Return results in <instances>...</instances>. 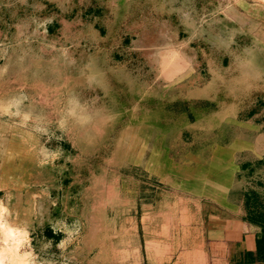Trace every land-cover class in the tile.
Listing matches in <instances>:
<instances>
[{
  "label": "rangeland",
  "instance_id": "rangeland-1",
  "mask_svg": "<svg viewBox=\"0 0 264 264\" xmlns=\"http://www.w3.org/2000/svg\"><path fill=\"white\" fill-rule=\"evenodd\" d=\"M259 99L264 0H0V207L19 253L122 264L166 146L232 139L264 159ZM240 178L264 192V163Z\"/></svg>",
  "mask_w": 264,
  "mask_h": 264
},
{
  "label": "crops",
  "instance_id": "crops-1",
  "mask_svg": "<svg viewBox=\"0 0 264 264\" xmlns=\"http://www.w3.org/2000/svg\"><path fill=\"white\" fill-rule=\"evenodd\" d=\"M236 141L166 146L150 173L156 195L137 204L142 235L122 246V264H264V223L253 219L252 188L240 180L263 157L239 160L250 148Z\"/></svg>",
  "mask_w": 264,
  "mask_h": 264
},
{
  "label": "bare ground",
  "instance_id": "bare-ground-1",
  "mask_svg": "<svg viewBox=\"0 0 264 264\" xmlns=\"http://www.w3.org/2000/svg\"><path fill=\"white\" fill-rule=\"evenodd\" d=\"M181 65L182 64L179 63L178 67L180 68ZM174 66L176 68H178L177 67V63ZM18 108L19 107H17V109ZM9 204H10V202H9ZM5 206H7V205H5ZM3 213H4V206H1L0 207V229H1V232L3 233V235H4V241L2 240L3 241V245L0 244V264H28V262L26 260L27 258L26 259L24 258V257H26V254L23 257L19 253V245L21 243V237L23 236L24 232H22L23 230H21L20 228H17L15 226L9 225L8 222H7L8 223L7 224L4 221H2ZM1 238H3V236ZM10 239H13V241L12 242L9 241ZM22 244H23V242H22Z\"/></svg>",
  "mask_w": 264,
  "mask_h": 264
},
{
  "label": "trees",
  "instance_id": "trees-1",
  "mask_svg": "<svg viewBox=\"0 0 264 264\" xmlns=\"http://www.w3.org/2000/svg\"><path fill=\"white\" fill-rule=\"evenodd\" d=\"M58 23L55 22L51 25H49V29L50 31H53L54 30V27L57 26ZM128 40V39H127ZM257 107L251 109L248 114L246 115L247 118H251L253 117L254 115H256L260 109L262 107H264V100L263 99H259L257 101ZM246 118V119H247ZM262 120V118L258 119V121ZM186 136L188 133H185ZM259 164H262L264 163V159L262 160H259L258 161ZM255 172V168L253 169H250V174L252 175L253 173ZM262 195L261 193H259V191L255 190V189H252L249 193V195L247 196V201L250 205H253L254 206V209H253V214H254V217L253 219L256 220V221H259L261 223H264V205L262 204Z\"/></svg>",
  "mask_w": 264,
  "mask_h": 264
}]
</instances>
